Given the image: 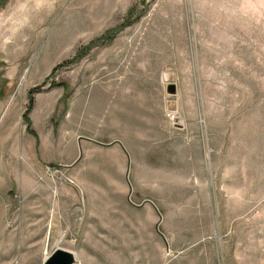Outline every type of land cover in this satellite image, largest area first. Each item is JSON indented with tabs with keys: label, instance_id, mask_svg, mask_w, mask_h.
<instances>
[{
	"label": "rangeland",
	"instance_id": "1",
	"mask_svg": "<svg viewBox=\"0 0 264 264\" xmlns=\"http://www.w3.org/2000/svg\"><path fill=\"white\" fill-rule=\"evenodd\" d=\"M56 246L264 264V0H0V264Z\"/></svg>",
	"mask_w": 264,
	"mask_h": 264
},
{
	"label": "crops",
	"instance_id": "2",
	"mask_svg": "<svg viewBox=\"0 0 264 264\" xmlns=\"http://www.w3.org/2000/svg\"><path fill=\"white\" fill-rule=\"evenodd\" d=\"M67 152V149H66ZM56 181V179H55ZM61 184V185H60ZM58 185L57 182H54L53 190L51 196L48 195V199H52V204L54 203V208L48 211V220L47 223H61L64 221L66 223L69 220L68 211H67V204L72 200V198L76 197V194L71 192L69 186L65 183H60ZM33 197H37L34 193ZM30 197V196H29ZM38 200H34L37 202ZM25 207V206H24ZM23 211L25 212H35V207L24 208ZM24 212V213H25ZM23 223L26 222L24 216L22 217Z\"/></svg>",
	"mask_w": 264,
	"mask_h": 264
},
{
	"label": "water",
	"instance_id": "3",
	"mask_svg": "<svg viewBox=\"0 0 264 264\" xmlns=\"http://www.w3.org/2000/svg\"><path fill=\"white\" fill-rule=\"evenodd\" d=\"M76 255L74 251L56 246L50 252L46 253L40 264H75Z\"/></svg>",
	"mask_w": 264,
	"mask_h": 264
},
{
	"label": "bare ground",
	"instance_id": "4",
	"mask_svg": "<svg viewBox=\"0 0 264 264\" xmlns=\"http://www.w3.org/2000/svg\"><path fill=\"white\" fill-rule=\"evenodd\" d=\"M76 263V262H75Z\"/></svg>",
	"mask_w": 264,
	"mask_h": 264
}]
</instances>
